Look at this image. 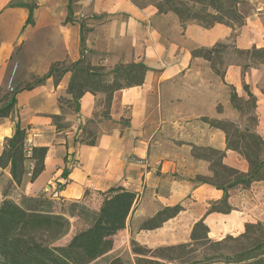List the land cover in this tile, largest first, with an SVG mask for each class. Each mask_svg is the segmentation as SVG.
Instances as JSON below:
<instances>
[{"label": "crops", "instance_id": "1", "mask_svg": "<svg viewBox=\"0 0 264 264\" xmlns=\"http://www.w3.org/2000/svg\"><path fill=\"white\" fill-rule=\"evenodd\" d=\"M30 10L32 20L27 23ZM238 10L245 24L234 31L222 24L209 29L195 23L183 26L177 16L159 14L153 4L140 8L131 0H0V94L16 67L15 104L0 120V155L19 124L28 158L19 186L12 182L10 166L0 167V179L13 186L15 201L48 189L52 198L92 204L97 212L98 193L121 185L138 197L127 221L143 223L164 209L181 207L154 229L159 243L184 240L185 230L191 232L201 219L208 237L240 235L246 224L263 221L264 180L246 189H230L229 213L208 212L222 200L223 191L197 180L211 177V161L191 152L193 147L220 151L224 166L244 174L249 170L247 161L227 148L225 133L210 124L221 118L217 95L202 103L198 90L202 76L194 70L195 65L208 64L194 57V51L234 34L240 49L264 47V0H246ZM84 48L86 61L102 73L120 64L141 63L146 68L142 84L115 91L107 110L104 94L84 92L74 111L68 69L82 58ZM55 64L68 71L57 82L47 77L33 84ZM208 69L207 83H216V75ZM226 74L234 81L245 78L237 68ZM248 76L256 83L264 69ZM227 84L234 82L221 80L223 87ZM262 98L257 97L256 104L260 103L258 129L264 132ZM89 133L93 138L88 143ZM185 135L189 140L183 142ZM169 145L188 147V155L181 157ZM34 148L45 149V155L43 170L31 180ZM72 156L78 158L79 167L70 168ZM132 158L147 159L149 167L137 166Z\"/></svg>", "mask_w": 264, "mask_h": 264}, {"label": "trees", "instance_id": "2", "mask_svg": "<svg viewBox=\"0 0 264 264\" xmlns=\"http://www.w3.org/2000/svg\"><path fill=\"white\" fill-rule=\"evenodd\" d=\"M69 1L71 2V0ZM243 1L246 0H157L153 5L159 14L170 13L177 16L183 26L195 23L209 29L217 24H222L235 31L245 24V19L238 10V5ZM68 11L71 13L70 5ZM31 20L32 12L30 10L27 23H31ZM234 38L235 34L231 38V48L235 55L242 60V77L246 70L264 67V47L253 46L247 50H239L235 46ZM222 46L224 45L216 43L209 50L213 52ZM193 55L199 57L194 53ZM205 60L211 62L209 58ZM58 66L59 64L52 65L48 74L38 83L47 77H53L57 82L64 72L71 71L72 79L68 92L73 96V104L70 107L74 111L78 110V99L84 92L104 94L105 109L107 110L115 91L141 85L146 72V68L141 63H131L117 65L110 72L102 73L101 69L92 67L83 54L82 58L72 64L68 70L60 71ZM217 75L223 79V75ZM105 78L107 81H104ZM94 81L107 82L110 83V86L104 91L78 89L80 82ZM243 89L255 107L256 99L247 90V85L243 84ZM14 104L15 99L12 97L9 104L0 108V119L9 116ZM104 115H106V111ZM212 126L225 133L227 148L237 152L249 166L248 172L244 174L224 166L221 162V168L229 176L227 179L220 182L213 171V175L209 178H197L198 181L211 184L223 191L222 200L217 205H212L208 212L227 214L230 212L228 205L230 189L237 186L246 189L252 183L264 180V154L262 157L260 156L261 149L264 148V140L252 130L245 129L244 133L236 132L239 133L241 140L249 139L250 145L244 142L242 147L231 146L229 133L225 129L215 126L214 123ZM92 138V134L89 133L86 142H91ZM5 142L3 153L0 156V162L4 161V163L0 164V167L5 168L9 165L12 182L19 186L24 173V163L28 159L26 157L25 132L19 127V124H16L12 137ZM213 152L220 154L221 160L224 157L223 152L215 150ZM44 155L45 149H32L30 158L35 161V164L31 180L35 179L43 170ZM7 195L5 193L4 200L0 202V258L3 264H87L99 256L101 246L106 238L124 230L128 216L138 199L136 193L121 185L98 193L100 204L97 212L94 211V219L91 223L76 230L67 245L56 246L54 243L68 232L69 218L74 217L73 212L66 211L65 207L68 202L44 194L22 196L19 203H15L8 199ZM71 203L86 207L83 203ZM220 205L222 209L217 208ZM180 211L181 207L179 206L164 209L152 219L145 221L144 225L148 223L150 226L142 227L141 230L157 229L163 222L173 218ZM198 231L203 233L204 239L208 238V228L204 225L203 219L193 226L192 241L197 239ZM44 236H47L49 240L44 241ZM226 240L240 241L242 246L230 254H217L216 257L200 261L198 264H264V223L246 224L242 234L235 238L228 236L223 241ZM184 247L185 245H181L179 248ZM151 263L159 264L156 261Z\"/></svg>", "mask_w": 264, "mask_h": 264}, {"label": "rangeland", "instance_id": "3", "mask_svg": "<svg viewBox=\"0 0 264 264\" xmlns=\"http://www.w3.org/2000/svg\"><path fill=\"white\" fill-rule=\"evenodd\" d=\"M131 1L138 7L143 8L148 5H152L157 0ZM231 40L232 39L217 42L223 44L224 46L217 48V50H214L213 52L209 50L211 47L199 48L194 51L193 53L195 55H198V58H201L203 60L209 58L211 60V62L207 61L208 64L206 63L204 65L198 66L195 65L194 70L198 71L199 75L202 76V80L200 81V85L198 86L199 93H201L202 103L207 102L208 98L211 97L213 93L217 95V99L219 102L217 106V113L221 118L220 120L213 121L210 124L212 125L214 123L215 126L223 128L229 133V142L231 146L234 145L236 147H242L244 142L250 145L249 139L245 138L244 140H241L239 138V133H244L245 129L252 130L255 134H257L264 140V132L258 129L259 112L257 107L260 106V103L259 105L258 103H255L254 107L251 100L247 96L246 91L243 89V84H245L247 85V90L255 97L256 100L257 97L259 99H263L262 96H264V76L262 79L255 83L252 81L253 79L251 80L250 76L248 75H250L252 70H256L261 73L264 67L246 70L244 79L238 77L235 81L232 80L231 75H227L226 72L231 68H237L240 73H243V66L241 58L237 57V55H235L231 48ZM255 47L261 48L257 46ZM236 48L239 50H247L240 49L237 46ZM235 64L239 65L236 66ZM209 67L212 71L210 75H216V83H212V81L207 83ZM217 74L223 75V79H221L222 81H224L225 78V81H227V83L233 81L234 84H227V87H223L221 85L220 77ZM40 79H35L33 84L38 83ZM104 81H107V79L105 78ZM28 86L29 85H27V87ZM109 86L110 83L107 82H80L78 85V89L81 88L91 91H104L105 89L109 88ZM195 88H197V85H195ZM195 92L197 93L196 90ZM12 94L13 92H10L7 90V88H5V90L0 94V108L10 103ZM236 131H238L239 133ZM188 140L189 138H187V135H185L183 136L181 141L186 142ZM5 143L6 142H4V146ZM181 143L182 142L179 141L175 144ZM175 146L169 145V150L177 151V153L183 158L188 155V147H180V145H178V147ZM191 152H193L194 157L209 159L211 161V171L216 174V178L220 180V182L229 177L227 172H225L221 168L222 160L220 154L203 147H193ZM263 154L264 148L261 149L260 156L262 157ZM33 156L36 158L35 155ZM3 163L4 161L0 162L1 165ZM197 177L199 178L200 176ZM13 190V186L9 182H6L4 178H1L0 202L4 200L3 197L6 193L8 194V199L15 203H19L20 200L16 202L15 198L13 197ZM44 194H48V189H46L44 193L42 192L39 195ZM85 206L86 207H81V204H75L71 202L66 203V211L73 212L74 217L69 218L70 227L68 229V232L63 237L58 239L54 243V245H67L76 230L83 228L91 223V221L94 219V205L88 204ZM217 208L222 209V206H217ZM126 223L127 230H123L115 234L114 236L106 238L101 246L99 256L95 260L87 264H153L151 263L152 261H156L159 264H198L200 261H206L211 257H216L217 254H230L242 246V243L240 241H223L228 236L235 238L239 234H225L223 235V237H219L218 235H216L204 239L203 233L201 231H198L196 234L197 239L192 241L191 232L188 229L185 230L183 238L184 240L182 241H179L177 243H159L155 240L154 236L156 234V230H141L142 227H148L150 226V224L147 223L144 225V222L138 223V221H136L135 219L132 220V218L129 219V221H127ZM256 223L257 222H252L251 224ZM260 223H264V220L260 221ZM172 232L173 230L171 231V233ZM43 240L48 241L49 238L47 236H44ZM181 245H185V247L179 248ZM171 247H173V249H171ZM0 264H3L1 258Z\"/></svg>", "mask_w": 264, "mask_h": 264}, {"label": "built area", "instance_id": "4", "mask_svg": "<svg viewBox=\"0 0 264 264\" xmlns=\"http://www.w3.org/2000/svg\"><path fill=\"white\" fill-rule=\"evenodd\" d=\"M87 51L86 49L84 48L82 50V54L83 55H86ZM15 70H16V67L13 68V71H12V74L7 82V90L12 92L13 91V88H12V84H13V75L15 73ZM133 163H135L137 166H140L142 168H147L149 167V162L147 161V159H139V158H132L130 159ZM69 166L70 168H76V167H79L80 164H79V161H78V158L75 157V156H72L70 158V162H69ZM28 176H31V174L29 173Z\"/></svg>", "mask_w": 264, "mask_h": 264}]
</instances>
